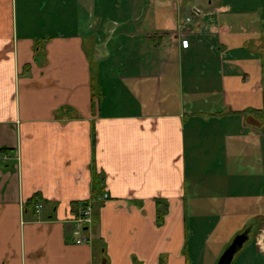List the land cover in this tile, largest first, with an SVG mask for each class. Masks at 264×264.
Here are the masks:
<instances>
[{
	"label": "crops",
	"instance_id": "1",
	"mask_svg": "<svg viewBox=\"0 0 264 264\" xmlns=\"http://www.w3.org/2000/svg\"><path fill=\"white\" fill-rule=\"evenodd\" d=\"M258 92L264 0H0V264H264Z\"/></svg>",
	"mask_w": 264,
	"mask_h": 264
},
{
	"label": "rangeland",
	"instance_id": "2",
	"mask_svg": "<svg viewBox=\"0 0 264 264\" xmlns=\"http://www.w3.org/2000/svg\"><path fill=\"white\" fill-rule=\"evenodd\" d=\"M197 1L200 5H204V0H197ZM19 5H20V2L18 3V6ZM114 23L115 22L112 21L111 24L109 23V25H113ZM241 95L242 94L238 95L236 93L235 94H229L226 96V98L224 96V98H225V101H228V102L231 99L232 102L234 103V106L237 108H245V110L241 112V113H244V116H246L247 114L250 113L253 116H255V118L258 121L264 122V102H263V98L261 100V96H259V92L257 94H253L250 96H241ZM203 99H205V96ZM226 105H228V104H226ZM222 111H224V110L222 109ZM201 113L202 112L200 110H198L195 115H198L199 117L202 118ZM230 113L227 116H230V115H237L238 116V114H239V113H234V114H230ZM243 118H245V117H243ZM252 241H253V235H250L249 239L244 243L243 247L235 253L230 264H238V262L249 259L251 257L250 256L251 254L248 252L250 250L249 246H250V244H252ZM263 261H264V259H263Z\"/></svg>",
	"mask_w": 264,
	"mask_h": 264
},
{
	"label": "built area",
	"instance_id": "3",
	"mask_svg": "<svg viewBox=\"0 0 264 264\" xmlns=\"http://www.w3.org/2000/svg\"><path fill=\"white\" fill-rule=\"evenodd\" d=\"M188 21V18H187ZM187 30L185 26L180 24V32ZM16 162L19 163V156H16ZM108 194L105 192L103 194V198H107ZM41 209V205L37 204L35 205L36 212H39ZM93 221V209L91 201H85L82 203L78 210V214L75 216L73 222H74V229L73 234L76 236L75 243H82L85 242L87 239L82 235L84 227L90 225ZM257 243L262 242L264 240V233H260L257 236Z\"/></svg>",
	"mask_w": 264,
	"mask_h": 264
},
{
	"label": "water",
	"instance_id": "4",
	"mask_svg": "<svg viewBox=\"0 0 264 264\" xmlns=\"http://www.w3.org/2000/svg\"><path fill=\"white\" fill-rule=\"evenodd\" d=\"M246 239H247V234L244 232L236 235L232 239L231 243L221 253L216 264H230L236 251Z\"/></svg>",
	"mask_w": 264,
	"mask_h": 264
},
{
	"label": "trees",
	"instance_id": "5",
	"mask_svg": "<svg viewBox=\"0 0 264 264\" xmlns=\"http://www.w3.org/2000/svg\"><path fill=\"white\" fill-rule=\"evenodd\" d=\"M92 89L94 90V93H95V90H96L95 83H92ZM158 204H160L161 209H158V213H157V217H156V222L158 224H160L163 221V216H164L165 211L163 210L164 209L163 206H161L160 200H158ZM104 260H105V258H104Z\"/></svg>",
	"mask_w": 264,
	"mask_h": 264
}]
</instances>
